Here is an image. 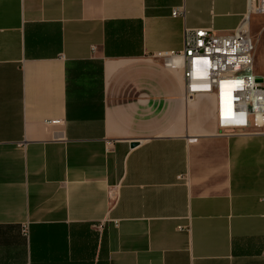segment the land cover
<instances>
[{
    "label": "crops",
    "instance_id": "crops-1",
    "mask_svg": "<svg viewBox=\"0 0 264 264\" xmlns=\"http://www.w3.org/2000/svg\"><path fill=\"white\" fill-rule=\"evenodd\" d=\"M247 6L0 0V264H264V127L154 59Z\"/></svg>",
    "mask_w": 264,
    "mask_h": 264
},
{
    "label": "built area",
    "instance_id": "built-area-1",
    "mask_svg": "<svg viewBox=\"0 0 264 264\" xmlns=\"http://www.w3.org/2000/svg\"><path fill=\"white\" fill-rule=\"evenodd\" d=\"M247 3V12L234 30L185 28L180 49L154 52L163 67L182 70L185 100L213 95L216 125L225 135L264 127V75L255 72L256 40L249 32L250 16L264 15V0ZM171 14H184V8L175 7ZM26 231L23 224L21 232Z\"/></svg>",
    "mask_w": 264,
    "mask_h": 264
},
{
    "label": "rangeland",
    "instance_id": "rangeland-1",
    "mask_svg": "<svg viewBox=\"0 0 264 264\" xmlns=\"http://www.w3.org/2000/svg\"><path fill=\"white\" fill-rule=\"evenodd\" d=\"M250 18L251 26H250V34L256 40L255 46V59L254 66L255 71L259 68H264V15L254 14ZM262 70V69H261Z\"/></svg>",
    "mask_w": 264,
    "mask_h": 264
},
{
    "label": "water",
    "instance_id": "water-1",
    "mask_svg": "<svg viewBox=\"0 0 264 264\" xmlns=\"http://www.w3.org/2000/svg\"><path fill=\"white\" fill-rule=\"evenodd\" d=\"M256 80L260 82V81H262V77L259 76V77L256 78ZM135 144H136V142H132L131 143L132 146L135 145Z\"/></svg>",
    "mask_w": 264,
    "mask_h": 264
}]
</instances>
